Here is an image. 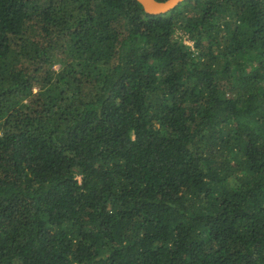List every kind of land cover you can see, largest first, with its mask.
Listing matches in <instances>:
<instances>
[{"label": "trees", "instance_id": "trees-1", "mask_svg": "<svg viewBox=\"0 0 264 264\" xmlns=\"http://www.w3.org/2000/svg\"><path fill=\"white\" fill-rule=\"evenodd\" d=\"M0 264H264V0H0Z\"/></svg>", "mask_w": 264, "mask_h": 264}, {"label": "water", "instance_id": "water-1", "mask_svg": "<svg viewBox=\"0 0 264 264\" xmlns=\"http://www.w3.org/2000/svg\"><path fill=\"white\" fill-rule=\"evenodd\" d=\"M146 14H163L183 0H135Z\"/></svg>", "mask_w": 264, "mask_h": 264}, {"label": "built area", "instance_id": "built-area-1", "mask_svg": "<svg viewBox=\"0 0 264 264\" xmlns=\"http://www.w3.org/2000/svg\"><path fill=\"white\" fill-rule=\"evenodd\" d=\"M183 42H184L185 44H187L188 46H190V47H191V42H190V41L183 40Z\"/></svg>", "mask_w": 264, "mask_h": 264}]
</instances>
